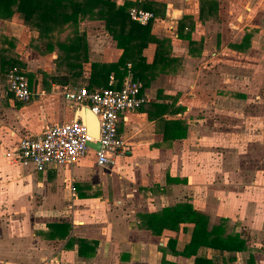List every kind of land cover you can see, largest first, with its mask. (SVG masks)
Returning a JSON list of instances; mask_svg holds the SVG:
<instances>
[{"label": "crops", "instance_id": "crops-1", "mask_svg": "<svg viewBox=\"0 0 264 264\" xmlns=\"http://www.w3.org/2000/svg\"><path fill=\"white\" fill-rule=\"evenodd\" d=\"M114 1L148 6L151 34L170 41L169 55L180 65L143 86V104L122 116L118 133L128 149L113 165L97 164L93 149L43 170L15 159L22 137L77 119L80 106L64 92L93 83L90 62L119 58L104 21L79 23L88 61L73 76L57 49L44 51L28 16L0 18V68L18 61L32 94L15 99L0 73V264H194V255L169 251L167 230L153 234L140 217L179 202L206 213L209 224L225 218L227 231L245 238L247 249L234 252L233 263L251 256L264 264V0ZM211 1L214 9L201 16ZM155 47L142 49L148 62ZM171 103L181 109L169 112ZM169 119L184 137L169 140V130L163 136ZM54 222L70 224L66 238L48 237ZM191 228L181 224L175 250ZM69 237L91 240L95 250L79 253ZM201 254L214 261L229 255L200 247Z\"/></svg>", "mask_w": 264, "mask_h": 264}, {"label": "trees", "instance_id": "trees-1", "mask_svg": "<svg viewBox=\"0 0 264 264\" xmlns=\"http://www.w3.org/2000/svg\"><path fill=\"white\" fill-rule=\"evenodd\" d=\"M138 3L124 2L116 4L114 0H0V18H10L15 12L28 16L29 26L37 30V38L44 44V51L58 50V61L62 63L73 76L79 75L83 63L88 61L87 44L85 35L80 34L78 25L81 21L99 19L104 21V26L111 37L116 41V46L121 53L115 62H90V78L93 83L89 87H111L110 79L119 86L128 71L132 77L141 82L143 86L150 83L159 72H174L179 67L175 57L169 55L170 41L166 38H157L150 32V22L141 24L129 17L128 9ZM215 3L207 4V10L201 7L200 15L210 13ZM135 7L148 9L139 4ZM179 31L182 29V19L179 21ZM181 33V32H180ZM180 33H178L180 37ZM154 42L155 53L150 62L142 54V49L148 43ZM192 44V42H191ZM2 63L0 73L5 77L6 72L13 68H19L18 61ZM130 64L128 66L127 64ZM60 78L61 76H52ZM162 107L154 103V107ZM181 107L169 104V112H175ZM164 137L169 140L182 138L186 135L184 128L175 127V121L166 120ZM142 224L153 234L160 235L163 231L169 232L168 246L172 253L185 256L194 255V264H232L236 260L234 252L247 249L245 238L238 232H228L226 219L221 218L217 223L209 224V216L196 210L188 202H179L163 207L155 212L140 214ZM181 224H191L189 240L181 251L174 248L175 234L180 230ZM48 237L66 238L69 235L70 224L68 222H54L48 224ZM78 242V252L84 253L85 249L92 254L95 250V242L91 240L69 237L67 245ZM213 248L226 251L229 255L219 261H214L204 254L197 255V250ZM84 250V251H83ZM164 264H176L163 260ZM246 264H255L250 256Z\"/></svg>", "mask_w": 264, "mask_h": 264}, {"label": "built area", "instance_id": "built-area-1", "mask_svg": "<svg viewBox=\"0 0 264 264\" xmlns=\"http://www.w3.org/2000/svg\"><path fill=\"white\" fill-rule=\"evenodd\" d=\"M129 17L141 24L151 22L155 15L152 11L131 7ZM130 66V64H127ZM6 86L15 99L27 101L31 97L27 75L13 67L6 74ZM111 87H72L64 92V97L77 105L91 110L97 119L98 136L88 135L84 122L71 119L62 123L46 124L41 133L24 136L15 150V159L23 163H32L36 170L49 165L71 164L82 157L91 148L87 142H99V149H93L96 163L99 165L115 162V157L125 154L128 147L118 133V123L126 112L138 109L145 101L143 85L132 77L130 71L123 77L120 85Z\"/></svg>", "mask_w": 264, "mask_h": 264}, {"label": "water", "instance_id": "water-1", "mask_svg": "<svg viewBox=\"0 0 264 264\" xmlns=\"http://www.w3.org/2000/svg\"><path fill=\"white\" fill-rule=\"evenodd\" d=\"M76 118L81 122H84L88 129V135L96 138L98 136V125L97 128L92 127V122L97 119L91 110L85 106H81L76 114ZM87 144L93 149H99V142L88 141Z\"/></svg>", "mask_w": 264, "mask_h": 264}, {"label": "rangeland", "instance_id": "rangeland-1", "mask_svg": "<svg viewBox=\"0 0 264 264\" xmlns=\"http://www.w3.org/2000/svg\"><path fill=\"white\" fill-rule=\"evenodd\" d=\"M259 91H261V89L259 90ZM257 94H259V93H257ZM255 101H258V104L260 105L261 103H260V100H255ZM254 135L256 136V138H254L253 140H254V148H255V146H256V143H257V140L256 139H258L259 138V135H257V133L255 132L254 133ZM259 162H257V164H258ZM256 164V163H255ZM89 167V166H88ZM233 264H241V262L238 260V261H236L235 263H233Z\"/></svg>", "mask_w": 264, "mask_h": 264}, {"label": "bare ground", "instance_id": "bare-ground-1", "mask_svg": "<svg viewBox=\"0 0 264 264\" xmlns=\"http://www.w3.org/2000/svg\"><path fill=\"white\" fill-rule=\"evenodd\" d=\"M92 127L97 128V122L95 120L92 122Z\"/></svg>", "mask_w": 264, "mask_h": 264}]
</instances>
